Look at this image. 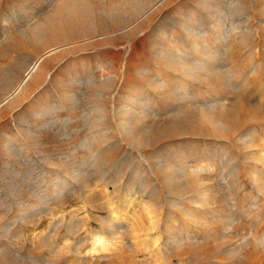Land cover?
Instances as JSON below:
<instances>
[{"label": "rangeland", "instance_id": "obj_1", "mask_svg": "<svg viewBox=\"0 0 264 264\" xmlns=\"http://www.w3.org/2000/svg\"><path fill=\"white\" fill-rule=\"evenodd\" d=\"M0 264H264V0H0Z\"/></svg>", "mask_w": 264, "mask_h": 264}, {"label": "bare ground", "instance_id": "obj_2", "mask_svg": "<svg viewBox=\"0 0 264 264\" xmlns=\"http://www.w3.org/2000/svg\"><path fill=\"white\" fill-rule=\"evenodd\" d=\"M39 60L40 59H37L33 64L32 66L27 70L26 74H25V77L24 79L22 80V82L19 84V86H21L30 76H31V73L33 74V71L36 69L37 70V65H39ZM39 67V66H38ZM18 86V87H19Z\"/></svg>", "mask_w": 264, "mask_h": 264}]
</instances>
